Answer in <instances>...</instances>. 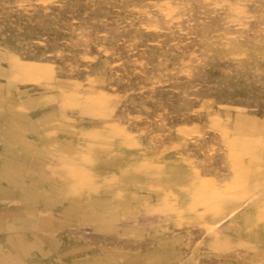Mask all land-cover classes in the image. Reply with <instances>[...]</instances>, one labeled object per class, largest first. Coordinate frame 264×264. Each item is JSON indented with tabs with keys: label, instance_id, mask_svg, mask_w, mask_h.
Listing matches in <instances>:
<instances>
[{
	"label": "rangeland",
	"instance_id": "374dc122",
	"mask_svg": "<svg viewBox=\"0 0 264 264\" xmlns=\"http://www.w3.org/2000/svg\"><path fill=\"white\" fill-rule=\"evenodd\" d=\"M0 264H264V0H0Z\"/></svg>",
	"mask_w": 264,
	"mask_h": 264
}]
</instances>
